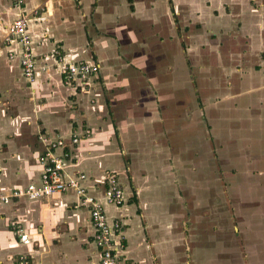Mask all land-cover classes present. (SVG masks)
<instances>
[{"label": "crops", "instance_id": "obj_1", "mask_svg": "<svg viewBox=\"0 0 264 264\" xmlns=\"http://www.w3.org/2000/svg\"><path fill=\"white\" fill-rule=\"evenodd\" d=\"M22 1L15 7L16 0H0V192L38 182L40 134L69 139L88 130L68 149L65 170L85 173L88 193L109 220L120 221L118 264H205L206 194L216 191L206 185L214 179L205 175L203 120L212 113L214 124H238L229 137L248 140L246 162H258L259 171L241 172L249 180L245 189L259 193L264 242V0H227L228 11L224 0ZM20 13L30 17L37 58L32 82L20 65L22 43H3ZM59 56L96 64L98 71L86 82L66 83ZM206 58L222 76L218 66L226 68L233 83L230 90L226 78L218 84L233 94L225 111L215 100L222 93L212 92L219 75L190 71ZM238 81L244 90L235 95ZM254 126L261 128V144ZM108 172L123 187L121 205L105 202ZM240 176L228 177L230 193L240 187ZM18 227L28 234L27 244ZM21 254L29 264H99L89 206L75 190L0 203V264H18Z\"/></svg>", "mask_w": 264, "mask_h": 264}, {"label": "rangeland", "instance_id": "obj_2", "mask_svg": "<svg viewBox=\"0 0 264 264\" xmlns=\"http://www.w3.org/2000/svg\"><path fill=\"white\" fill-rule=\"evenodd\" d=\"M223 2L225 4L226 11H228V1L224 0ZM206 50L210 54L212 53L211 49ZM199 61V64L193 65L190 71L193 70L195 72L206 68L205 72L210 70L215 76L221 75L220 78L218 76L217 79L214 80L215 84H213L212 81L211 83L208 82V84H213V94L217 93V90L219 93H222L220 98L217 97L215 100L221 102L220 105L222 107L220 109L225 111L227 109V99L228 97L233 96V94L230 92H224L223 88H220L219 90L218 84L221 86L223 80L226 78L224 89L230 90L229 88L233 85V83L230 84L228 81L229 73L226 74L227 69L221 65L218 66L220 69L223 68V72L225 74L223 77V73L217 68L216 62H213L210 66H208L211 61L210 58L205 59V64L202 63L201 59ZM221 62L225 63V65H233L227 60L220 61V63ZM238 67L242 69L241 73L245 72L246 66L244 62H241V65ZM252 67L254 68L252 70H256L255 66ZM240 81H238V88H236L237 90L235 95L239 94L241 90H244L243 87H240V83H242ZM193 85L196 100H199L198 91L196 90L198 87L196 80ZM211 85H208V88ZM212 92L209 94L211 95ZM237 98L238 97H236V99ZM235 104L238 105V102H235ZM199 106L201 107L202 105L198 102V107ZM212 115V113H209V115L206 114L203 120L205 175L206 180H209V178H207L209 176L214 179V181H210V184L206 183V185L208 186V189L212 188L216 191L213 194H206V217L202 237V244L206 255L204 263L262 264L260 254L264 248V242L261 241L262 227L260 225V219L261 211L263 212V210L259 200V193L255 194L253 192L257 188L252 189L248 186L245 189L244 185L247 184L249 180L243 178L245 172H241L246 171V169L252 171L253 173L257 172V170L259 171V167L256 166L258 162L250 161V159L246 162V153H244V149H247L245 146L246 143L248 144V140L239 142L237 139L231 140L234 137H229V130L234 129V132H237V128L239 129L238 124H222L219 123V121L217 122L219 124H214L212 122ZM212 128H214L213 131ZM254 132L256 134V136L254 135L255 138H259V142L261 144V128L255 127ZM236 134L237 133L234 135ZM220 135L226 137L218 138ZM230 140L232 143H230ZM223 148L228 150L230 149L233 153L230 154L225 150L219 151V149ZM234 173L241 175L239 177L240 187L237 191L230 193L228 186H230L231 183H229L228 177L232 176ZM241 177L242 179H240ZM199 243L201 244V242Z\"/></svg>", "mask_w": 264, "mask_h": 264}, {"label": "built area", "instance_id": "obj_3", "mask_svg": "<svg viewBox=\"0 0 264 264\" xmlns=\"http://www.w3.org/2000/svg\"><path fill=\"white\" fill-rule=\"evenodd\" d=\"M22 0H16L14 6L19 7ZM29 15L20 13L6 28L3 43L17 38L22 43L20 65L23 75L32 82L35 78L37 58L33 54L28 33ZM60 72L66 83L73 84L76 80L86 82L89 77L98 71L96 64L87 62H65L62 56L57 58ZM89 131L73 132L69 139L62 136L40 134L38 136L43 145V152L38 157L41 166L38 182H31L23 188L12 189L9 192H0V203H9L12 198L26 197L35 199L48 196L52 193L63 192L67 189L75 190L81 201L89 206V218L94 228V242L100 249L99 264H118L116 250L123 245L117 237L120 235L121 223L118 220H109L104 205L96 197L88 193L82 181L87 178L85 173L71 176L65 168L71 159L69 148L75 146L83 135ZM106 186L104 189L107 204L121 205L124 202V190L117 176L108 172L105 174ZM17 234L22 243L29 242V236L22 227L17 228ZM120 236V237H119ZM18 264H29L26 255L18 256Z\"/></svg>", "mask_w": 264, "mask_h": 264}]
</instances>
